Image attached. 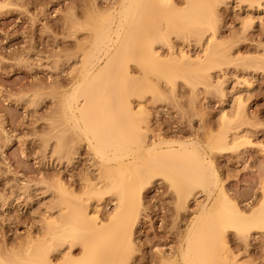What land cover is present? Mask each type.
Masks as SVG:
<instances>
[{"label": "rangeland", "instance_id": "374dc122", "mask_svg": "<svg viewBox=\"0 0 264 264\" xmlns=\"http://www.w3.org/2000/svg\"><path fill=\"white\" fill-rule=\"evenodd\" d=\"M120 1L0 0V195L5 199L12 192L11 202H0L1 258L12 260L28 240L37 242L35 234L45 208L41 203L63 190L60 185L74 199L84 198L90 213L97 209L100 222L114 208L116 195L106 190L103 180L89 168L90 150L84 139L69 131L71 151L76 154L59 162L49 161L45 148L52 135L68 128L59 102L78 76V54L90 47L96 31L108 22ZM186 5V0H168L162 10L155 7V25L148 42L168 71L188 66L189 62L178 58L180 53L195 56L191 37L170 30L164 19L170 11ZM215 35L214 47L229 61L192 73V83L181 77L170 83L154 73L145 75L137 62H129L131 86L146 77L157 91L141 96L130 93L128 100L134 110L143 109L146 121L142 126L149 142H197L212 159L230 202L249 214L259 205L264 190V57L259 56L264 48V16L242 30L235 12L220 2L216 5ZM244 69L252 75L246 76L247 83L241 79ZM234 79L239 80L236 86L245 101L244 115L235 118L225 131L217 119L222 100L213 85L222 80L230 86ZM222 136L228 146L211 148ZM88 181H99L101 192L88 193L84 186ZM25 184L27 190L18 189ZM178 198L168 181L160 176L150 179L142 190L132 228V249L121 254L124 264L176 260L188 225L209 202L200 188L190 191L183 206L178 205ZM222 234L231 264H264L263 229L252 228L246 234L225 229ZM71 251L78 257L81 245L75 243ZM58 258L57 252L50 253L54 262Z\"/></svg>", "mask_w": 264, "mask_h": 264}, {"label": "bare ground", "instance_id": "6f19581e", "mask_svg": "<svg viewBox=\"0 0 264 264\" xmlns=\"http://www.w3.org/2000/svg\"><path fill=\"white\" fill-rule=\"evenodd\" d=\"M167 1L119 2L112 17L96 31L90 47L78 54L81 61L78 76L59 102L68 128L60 129L46 144L45 157L59 162L76 154V150L71 151L73 137L67 135L69 131L84 139L90 150L89 168L103 180L105 189L116 195L114 208L100 222L97 209L90 213L84 198L74 199L60 185L63 190L58 189L57 195L53 192L54 197L51 195L48 202L41 203L45 208L39 217L37 242L28 240L20 255L12 260L0 257V264H124L121 254L125 249H132V228L138 217L142 190L155 176L168 181L178 193L179 206L184 205L193 188H200L209 199L208 204H201L188 225L176 260L163 264H231L223 231L232 229L246 234L252 228L264 230V190L259 205L245 214L230 202L212 159L197 142L146 139L143 109L134 110L128 95L141 96L157 90L148 84L146 77L132 87L133 79L127 70L128 63L135 61L145 75L154 73L170 83L181 77L192 83V73L229 61L212 41L217 39L216 5L224 2L235 12L242 30H247L254 26V19L264 16V0H186L185 9L164 15L170 30L191 37L195 56L180 53L178 58L189 62L181 71L165 70L148 42L150 29L155 25V9L162 10ZM260 51L259 56L264 57V48ZM244 70L241 79L247 83L246 76L251 72ZM236 85H239L237 79L230 86L222 80L213 85L222 100L217 119L225 131L235 118L244 115L245 101L240 95L241 88ZM228 144L222 136L211 143V148H225ZM99 183L88 181L84 186L88 193L99 194ZM18 189L24 192L27 185ZM11 194L5 199L0 195V202H11ZM75 243L81 245L78 257L71 251ZM51 252H57L58 261L50 259Z\"/></svg>", "mask_w": 264, "mask_h": 264}]
</instances>
